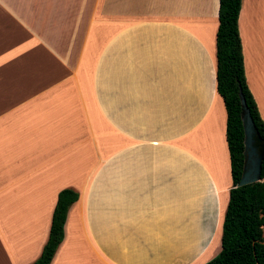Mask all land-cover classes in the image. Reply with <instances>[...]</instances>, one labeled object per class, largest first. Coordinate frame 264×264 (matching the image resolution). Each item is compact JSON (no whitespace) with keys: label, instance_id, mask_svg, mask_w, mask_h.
<instances>
[{"label":"crops","instance_id":"0c3cea01","mask_svg":"<svg viewBox=\"0 0 264 264\" xmlns=\"http://www.w3.org/2000/svg\"><path fill=\"white\" fill-rule=\"evenodd\" d=\"M253 2L238 28L264 121ZM218 12L219 0H0V264L40 256L65 188L79 197L50 264L72 244L99 264L220 252L232 178Z\"/></svg>","mask_w":264,"mask_h":264},{"label":"trees","instance_id":"16d2710c","mask_svg":"<svg viewBox=\"0 0 264 264\" xmlns=\"http://www.w3.org/2000/svg\"><path fill=\"white\" fill-rule=\"evenodd\" d=\"M242 0H219L216 32L217 91L227 113L226 140L230 153L232 187L225 211L220 252L205 264H264V158L261 181L238 186L243 169L244 132L239 92L245 97L254 123L264 138L262 120L245 75L238 16ZM79 194L71 188L58 193L48 239L31 264H50L64 238L70 206Z\"/></svg>","mask_w":264,"mask_h":264},{"label":"water","instance_id":"95a60500","mask_svg":"<svg viewBox=\"0 0 264 264\" xmlns=\"http://www.w3.org/2000/svg\"><path fill=\"white\" fill-rule=\"evenodd\" d=\"M241 103V121L244 132L243 169L238 186L261 181V169L264 158V138L260 135L250 109L242 92H239Z\"/></svg>","mask_w":264,"mask_h":264},{"label":"rangeland","instance_id":"374dc122","mask_svg":"<svg viewBox=\"0 0 264 264\" xmlns=\"http://www.w3.org/2000/svg\"><path fill=\"white\" fill-rule=\"evenodd\" d=\"M251 12H264V1L254 0V2L248 7ZM67 250V249H66ZM64 257L66 258L64 264H99L95 262L90 256L89 252L84 250V247H78L76 244H72L70 250L64 252Z\"/></svg>","mask_w":264,"mask_h":264}]
</instances>
